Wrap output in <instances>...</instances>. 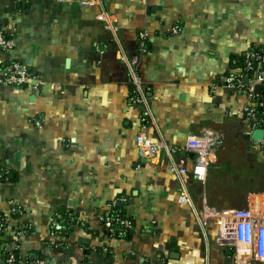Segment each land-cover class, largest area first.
<instances>
[{"label":"crops","instance_id":"1","mask_svg":"<svg viewBox=\"0 0 264 264\" xmlns=\"http://www.w3.org/2000/svg\"><path fill=\"white\" fill-rule=\"evenodd\" d=\"M107 10L115 32L97 5L0 0V29L14 41L0 61L39 77L0 85V212L22 210L0 229V264L15 250L25 264H264V149L243 95L222 82L264 47V0H109ZM140 32L145 125L129 99ZM142 130L169 153L140 157ZM192 137L211 141L204 181L191 172ZM116 203L133 222L128 235H101ZM232 218L250 219L254 238L237 244Z\"/></svg>","mask_w":264,"mask_h":264},{"label":"built area","instance_id":"2","mask_svg":"<svg viewBox=\"0 0 264 264\" xmlns=\"http://www.w3.org/2000/svg\"><path fill=\"white\" fill-rule=\"evenodd\" d=\"M67 3H77L79 5H97L100 9L96 18L100 21L104 28L115 32L117 30V18L116 16L107 10V2L109 0H63ZM145 33H138L137 39V51L134 54L132 63L129 68V78L134 83L136 90L130 95L129 99L140 110V121L143 125L149 122V111L147 108V95L146 89H141L139 80L135 70L137 60L139 56L146 51ZM14 46L12 37L6 35L4 30L0 29V53H6ZM32 83L36 86L39 83V77L37 73L32 71L28 66L19 61H0V85H23L25 83ZM222 82L227 87L232 88L236 93L243 95V117L250 132L255 129L262 130L261 139L255 140L258 145L264 149V47H250L242 56L241 62L236 71L227 73L223 76ZM258 86V90H256ZM136 142L138 145V154L142 158L153 160L159 158L162 151L169 153V148L165 142L161 139L150 138L143 130L136 136ZM210 139L204 137H192L186 143V148L192 151L194 154L193 165L191 172L197 180L204 181L207 174V168L209 165ZM173 170L180 174L186 173L185 167L172 166ZM0 172V179H1ZM181 201H186V195L180 196ZM113 206V205H112ZM111 206V208H112ZM110 210V209H109ZM17 211L19 215L22 214V210L19 206L13 204L9 209L0 215V222L5 225L11 220L12 213ZM230 214L235 215L234 210L228 211ZM102 227L99 230L101 235H105L106 232L110 236L116 235L117 237H125L127 230L132 226V222L128 217L119 216L117 211L111 209L110 215L100 216ZM232 227L230 230L234 233L237 244H243L246 240H252V234L254 238V224L250 219H236L232 218ZM119 224L122 228L118 231L114 230L112 223ZM257 227V225L255 226ZM261 228V227H259ZM27 230L26 226H17L16 232L18 234H24ZM257 230V229H256ZM264 234V228L261 231H257L258 238ZM58 246H62V243H58ZM57 247V246H56ZM10 252L5 258L6 264H25V261H19ZM37 264H42L41 261H37ZM88 264V263H83Z\"/></svg>","mask_w":264,"mask_h":264},{"label":"trees","instance_id":"3","mask_svg":"<svg viewBox=\"0 0 264 264\" xmlns=\"http://www.w3.org/2000/svg\"><path fill=\"white\" fill-rule=\"evenodd\" d=\"M240 62H241V57H239V59H238V65L240 64ZM3 178V175H1V179ZM111 209H114L115 211H117V213H118V215L119 216H122V217H128L126 214H125V212L123 211V209L121 208V205H118L117 203L116 204H113V206H112V208H110V210L109 211H107L106 213H104L105 214V216L106 215H110L111 214ZM0 215H3V212H0ZM12 216L15 218V217H18L19 216V214L17 213V211H15L14 213H12ZM129 218V217H128ZM130 219V218H129ZM131 220V219H130ZM10 222V221H9ZM7 223L6 225L3 223V222H0V229H6V228H10L9 226H10V223ZM67 222H68V220H67ZM131 222H132V220H131ZM133 223V222H132ZM9 225V226H8ZM62 225H65V229L64 230H61V232H62V235H65V237H66V235H67V233H68V231H69V228L70 227H66V225H68V223H66V222H64ZM112 227H113V229L114 230H116V231H118L119 229H121L122 227L119 225V224H116V223H112ZM130 229V228H129ZM129 229L127 230V235H128V231H129ZM105 235H107V236H110L109 234H108V232H106V234ZM126 235V236H127ZM115 237H117L116 235H114ZM8 251L7 250H4L3 249V254H4V256L6 255V253H7ZM14 255L17 257V251L15 250V252H14ZM6 257V256H5ZM4 257V258H5ZM4 258H3V263L4 264H6L5 262H4ZM28 258V257H27Z\"/></svg>","mask_w":264,"mask_h":264},{"label":"water","instance_id":"4","mask_svg":"<svg viewBox=\"0 0 264 264\" xmlns=\"http://www.w3.org/2000/svg\"><path fill=\"white\" fill-rule=\"evenodd\" d=\"M256 90H258V86H256ZM262 130L261 129H255L252 131L251 133V136H252V139L254 140H258V139H261L262 137ZM234 178H236V175L233 176ZM34 255H31L30 258L33 259Z\"/></svg>","mask_w":264,"mask_h":264}]
</instances>
